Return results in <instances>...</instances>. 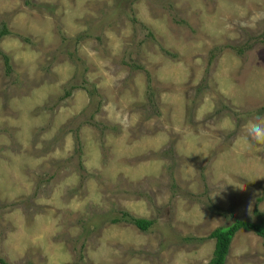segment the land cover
I'll return each instance as SVG.
<instances>
[{
	"label": "rangeland",
	"instance_id": "obj_1",
	"mask_svg": "<svg viewBox=\"0 0 264 264\" xmlns=\"http://www.w3.org/2000/svg\"><path fill=\"white\" fill-rule=\"evenodd\" d=\"M2 23L1 258L208 264L215 229L264 218L241 131L264 114V0H0ZM226 264H264L263 239Z\"/></svg>",
	"mask_w": 264,
	"mask_h": 264
},
{
	"label": "trees",
	"instance_id": "obj_2",
	"mask_svg": "<svg viewBox=\"0 0 264 264\" xmlns=\"http://www.w3.org/2000/svg\"><path fill=\"white\" fill-rule=\"evenodd\" d=\"M8 33L9 31L7 30L6 24L2 23L0 36H5ZM4 57L7 59L6 56ZM70 96H72V92L68 91L65 95V98H68ZM263 198L264 197L258 198L257 203L262 202ZM119 213L120 215L113 219V223L115 224L126 221L135 225L138 229L143 232H147L154 224V221L151 220L133 218L129 213L124 210H120ZM242 230L253 232L257 236L261 237L263 239L264 245V218H261L260 222H252L236 218L229 225L219 227L209 235V238L215 240V250L213 258L208 264H226V260L229 255L232 242L235 236ZM0 264L11 263L0 257Z\"/></svg>",
	"mask_w": 264,
	"mask_h": 264
},
{
	"label": "clouds",
	"instance_id": "obj_3",
	"mask_svg": "<svg viewBox=\"0 0 264 264\" xmlns=\"http://www.w3.org/2000/svg\"><path fill=\"white\" fill-rule=\"evenodd\" d=\"M242 135L246 140L264 145V114H257L244 125H242Z\"/></svg>",
	"mask_w": 264,
	"mask_h": 264
}]
</instances>
